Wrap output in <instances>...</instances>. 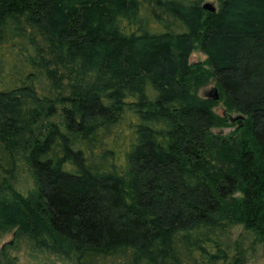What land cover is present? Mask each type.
<instances>
[{"label": "trees", "instance_id": "trees-1", "mask_svg": "<svg viewBox=\"0 0 264 264\" xmlns=\"http://www.w3.org/2000/svg\"><path fill=\"white\" fill-rule=\"evenodd\" d=\"M204 1L0 0V232L75 264H243L240 225L264 259V0Z\"/></svg>", "mask_w": 264, "mask_h": 264}, {"label": "rangeland", "instance_id": "rangeland-1", "mask_svg": "<svg viewBox=\"0 0 264 264\" xmlns=\"http://www.w3.org/2000/svg\"><path fill=\"white\" fill-rule=\"evenodd\" d=\"M205 2H212L217 6V0H205ZM205 60L206 56L196 46L190 55V63L207 68ZM213 87H215V83L211 77H208L207 82L199 88L198 93L201 96H207ZM214 110L220 115L225 114L221 102H218ZM235 116H229L230 124L228 126L216 127L212 130L216 133L229 134L238 126L239 119H234ZM50 119L59 123L61 121L60 113ZM14 186L25 196L32 195L36 190L33 173L22 156L19 157ZM233 231L244 253L243 264H264L262 246L255 234L240 225L235 226ZM0 264H75V258L72 254L64 255L60 252L38 248L27 237L17 235L14 229H9L0 232Z\"/></svg>", "mask_w": 264, "mask_h": 264}, {"label": "water", "instance_id": "water-1", "mask_svg": "<svg viewBox=\"0 0 264 264\" xmlns=\"http://www.w3.org/2000/svg\"><path fill=\"white\" fill-rule=\"evenodd\" d=\"M203 9L214 12L216 11V6L212 2H203L202 4ZM207 97H212L214 99L218 98V92L216 87H213L212 90L207 94ZM242 118L241 115H236L234 119Z\"/></svg>", "mask_w": 264, "mask_h": 264}]
</instances>
